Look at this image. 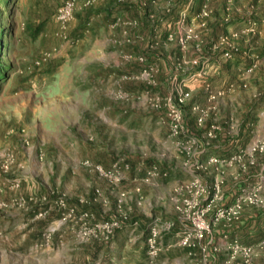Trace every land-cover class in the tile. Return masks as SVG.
<instances>
[{"label": "rangeland", "instance_id": "rangeland-1", "mask_svg": "<svg viewBox=\"0 0 264 264\" xmlns=\"http://www.w3.org/2000/svg\"><path fill=\"white\" fill-rule=\"evenodd\" d=\"M65 1H0V57L10 66L0 82V264H150L144 255L157 218L173 223L162 241L178 257L154 264H202L200 245L211 237L225 254L210 252L207 264H246L241 254L232 259L224 233L257 246L252 264H264V0H209L202 9L210 23H229L222 37L239 50L231 83L217 88L203 63L205 24L184 18L188 8L177 22L178 43L171 37L168 56L148 64L143 53L157 49L134 33L133 13L119 8L116 22L94 13L83 26L78 13L112 0H77L64 27L56 13ZM164 3L153 8L163 11ZM39 24L33 37L30 27ZM190 40L198 57H190ZM183 92L191 94L180 107L189 132L174 135L169 104ZM212 156L237 159L220 165ZM153 165L168 176L142 182ZM194 178L208 190L200 207L211 205L209 221L218 207L239 198L243 205L239 219L213 225L205 241L187 248L176 243L197 207L184 203L193 197L181 188ZM107 218L124 221L109 238L91 237L93 223ZM121 246L126 259L118 261Z\"/></svg>", "mask_w": 264, "mask_h": 264}, {"label": "built area", "instance_id": "built-area-1", "mask_svg": "<svg viewBox=\"0 0 264 264\" xmlns=\"http://www.w3.org/2000/svg\"><path fill=\"white\" fill-rule=\"evenodd\" d=\"M77 6V0H66L64 4L60 7V9L56 13V19L59 23L64 25V27L74 18L75 11ZM188 10V9H187ZM184 18H187L188 13H183ZM202 15V14H201ZM203 15H208L207 12H204ZM202 15V17H204ZM229 37H222L220 43L225 44L228 43ZM234 48V47H231ZM236 49V48H234ZM225 57L231 58L232 54L231 52H226ZM223 91V90H222ZM218 94L223 95L224 92H218ZM191 94L189 92L180 94L179 98L175 102H171L170 105V127L171 131L174 135L179 134H186V132H189V129L187 128L185 117L183 114L181 107V104H183ZM199 109L200 107H196L195 109ZM199 121L202 122V118H199ZM208 135L213 137V130H210L208 132ZM256 150V148H255ZM258 151V150H256ZM264 151V149H263ZM237 157H232L230 159H220L219 157L212 156L210 158L211 163L215 164H232L234 160H236ZM117 166V165H116ZM115 166V167H116ZM122 168H129L128 164H124ZM97 169L102 172L103 174L105 171L102 169L101 166H97ZM160 176H168V171L161 169L158 165H153L150 167V169L147 171L146 176L142 179V182L148 183L152 179ZM136 181H138L137 178H135ZM220 185H217L216 188H218V191L220 190ZM184 189L189 190L192 192V201L185 200L188 205H192L193 207H197L196 210L192 213H189L188 219L190 221V227L187 229V231H184L183 234L180 233L178 235L177 245H181L187 248H192L195 246V242L199 241L200 243L205 241L207 238L206 236L212 232L213 225L219 223V222H228L231 223L234 220L239 219L243 201L242 198H239L235 201L234 204L226 206V207H218L214 212V217L212 221H209L207 218L209 207L211 205H208L206 208H201V201L202 197L208 194V190L202 186L200 183V180L198 178H194L191 182L187 183L186 185H183L181 188V191ZM208 195L205 197L208 199ZM86 216V219L88 220L90 218L89 213H83ZM124 220L119 219H108L105 221H101L99 223H93L95 224L91 229V237H98V234L105 235L106 238H109L114 235L115 230L122 226ZM173 226V223H166L162 224L161 220L159 218L156 219L155 224L150 229V234L147 239V245H148V258L149 263L154 264L158 256L161 254L163 250H165V245L162 241L164 232H168ZM226 232V231H224ZM90 235V234H89ZM224 240L226 242L227 247L229 248L232 259H235L238 257L239 254H241L244 258V261L246 264H252L254 257L256 256L257 252V246L255 245H249V244H243L239 241L237 237L230 238V235L227 233H224ZM202 249L203 254V260L202 264H207V262L210 259V252L217 253L219 250H221L218 243H216L211 237L205 245H200ZM258 246L262 247L264 246V238L262 241L258 244Z\"/></svg>", "mask_w": 264, "mask_h": 264}, {"label": "trees", "instance_id": "trees-1", "mask_svg": "<svg viewBox=\"0 0 264 264\" xmlns=\"http://www.w3.org/2000/svg\"><path fill=\"white\" fill-rule=\"evenodd\" d=\"M155 1L157 0H146L147 3L143 0H112L111 2H109V5L107 4L106 7L101 8L99 12H94L91 10L92 7H88L84 9V13H78L76 16L80 20L81 24L83 26H86L91 23V19L93 18L92 15L94 13H98L97 15L101 13L102 15L105 14L104 18L107 20L112 19V22H116L117 18H115V11L119 8L124 12H126L127 10L128 13H133L132 18H134L137 24L140 25L136 30H134V33H139V35H147L149 41L151 40V42L153 43L152 45L156 46V51H153L152 49V52L145 51L146 53H143L144 58L146 59L148 64H152L159 60L158 54H162L163 57L168 56V54L164 53V51L165 45L170 42L171 37H173L174 41L178 43L177 41L180 36L177 34V22L179 20L181 12L188 8L187 15L189 16V21L191 20V18H195L200 25H202V23L205 24V27L203 28L206 33L203 32L200 36L203 52L207 55V58L203 61V63L214 64V66L218 67V70L216 72L213 73L212 71L211 77L208 79V81L211 82L213 88H217L224 81H228L230 84L233 79V69L236 66L240 65V57L237 53L239 50L220 43L221 37L225 36V30H227L229 26L228 22L217 19L215 22L210 23L207 17H202V9L204 8V6L208 5L209 0H164L165 8L163 9V11H156L153 8V4ZM124 14L125 13H122L120 17H123ZM30 29H32V36L37 37V35H39L42 30V25L39 24L34 27V29L31 26ZM207 29L209 30V32H207ZM149 45L150 44H148V46ZM188 47L189 50H193L195 52V54L190 56L191 58L199 56L200 53L196 51L195 40H190L188 42ZM178 49L180 51L181 47H178ZM1 51L2 49L0 44V53ZM226 52H231L232 57L226 59L224 57ZM180 54L181 55L178 56L179 60L184 61L182 52ZM233 56L235 57L233 58ZM200 67L201 65L199 66V68ZM8 69H10V66L2 64L0 57V82H2V78L5 77L4 74L6 75V70ZM197 70L198 68H193L191 72L193 71V73H195ZM208 128L210 129L209 126ZM84 206L85 208L83 211L88 213L91 212L89 207L90 205L88 203ZM105 220H108V218ZM47 222L48 220H45V222L42 224L43 228H45ZM41 238L42 234L40 233V235H37V240H41Z\"/></svg>", "mask_w": 264, "mask_h": 264}, {"label": "crops", "instance_id": "crops-1", "mask_svg": "<svg viewBox=\"0 0 264 264\" xmlns=\"http://www.w3.org/2000/svg\"><path fill=\"white\" fill-rule=\"evenodd\" d=\"M207 66H209V68H210V74H212V71H213V73L214 72H216L217 70H218V67L217 66H214V64H210V63H208V65ZM234 70V69H233ZM234 72V71H233ZM219 87V86H218ZM217 150V149H216ZM215 150V151H216ZM207 156H209V154L207 155ZM173 230V231H172ZM171 230V234H172V236H175L176 234V232H177V230L176 229H172ZM216 231V230H215ZM209 237V236H208ZM223 238H224V236H223ZM230 238H232V236L230 237ZM224 243H225V245H226V242H225V240L223 241ZM220 243L221 244V246L223 247L222 248V250L223 249H226V247L224 246V243ZM169 244V243H168ZM137 246H141V245H137ZM137 246H134V248H136ZM220 246V245H219ZM119 248V247H118ZM140 248V247H139ZM123 249V246H121L118 250V254H117V256H116V259L118 260V261H120V260H123V259H126V253L124 252V250H122ZM125 249V248H124ZM186 249V248H185ZM176 249H166V250H163L162 252H161V254L159 255V260H161L162 258L164 259V258H167V259H169V260H172V261H176L177 260V257H178V254L176 253V251H175ZM178 250H180V249H178ZM183 250H184V248H183ZM187 250H189V249H187ZM147 251V250H146ZM181 252H183L182 250H180V253ZM189 253L190 252H188V255H187V257L188 256H190L189 255ZM217 254V257L219 258L220 256H222V255H224L225 254V252H223V251H220V252H218V253H216ZM148 254H147V252H146V254L144 255V256H147ZM183 257L184 258H186V256H185V252H183ZM218 258H216L217 260H218ZM113 259V258H112ZM116 259H113V262H116ZM147 259H148V256H147ZM112 262V260H110V259H108V263H113Z\"/></svg>", "mask_w": 264, "mask_h": 264}]
</instances>
